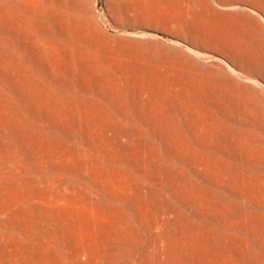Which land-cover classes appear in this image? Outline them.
Listing matches in <instances>:
<instances>
[{
	"label": "rangeland",
	"instance_id": "1",
	"mask_svg": "<svg viewBox=\"0 0 264 264\" xmlns=\"http://www.w3.org/2000/svg\"><path fill=\"white\" fill-rule=\"evenodd\" d=\"M0 264H264V0H0Z\"/></svg>",
	"mask_w": 264,
	"mask_h": 264
}]
</instances>
